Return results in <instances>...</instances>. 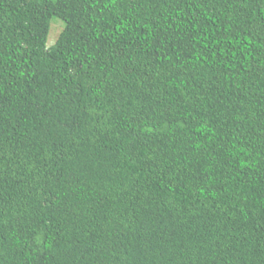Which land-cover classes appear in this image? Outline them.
I'll list each match as a JSON object with an SVG mask.
<instances>
[{"label":"trees","instance_id":"1","mask_svg":"<svg viewBox=\"0 0 264 264\" xmlns=\"http://www.w3.org/2000/svg\"><path fill=\"white\" fill-rule=\"evenodd\" d=\"M0 264H264V0H0Z\"/></svg>","mask_w":264,"mask_h":264},{"label":"rangeland","instance_id":"2","mask_svg":"<svg viewBox=\"0 0 264 264\" xmlns=\"http://www.w3.org/2000/svg\"><path fill=\"white\" fill-rule=\"evenodd\" d=\"M61 29H62V25L60 23H54L53 24L51 34H50V39H49L50 44L55 41V39L59 35Z\"/></svg>","mask_w":264,"mask_h":264}]
</instances>
